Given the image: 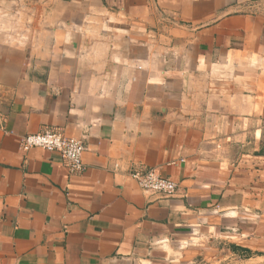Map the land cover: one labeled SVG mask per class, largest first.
Returning <instances> with one entry per match:
<instances>
[{"label": "crops", "instance_id": "0c3cea01", "mask_svg": "<svg viewBox=\"0 0 264 264\" xmlns=\"http://www.w3.org/2000/svg\"><path fill=\"white\" fill-rule=\"evenodd\" d=\"M45 128L83 142L82 173L22 150ZM147 169L176 197L144 193ZM246 217H264V0H0V264L262 261Z\"/></svg>", "mask_w": 264, "mask_h": 264}, {"label": "built area", "instance_id": "2783aa9c", "mask_svg": "<svg viewBox=\"0 0 264 264\" xmlns=\"http://www.w3.org/2000/svg\"><path fill=\"white\" fill-rule=\"evenodd\" d=\"M21 148L24 152L32 149L58 152L71 176L84 171L86 147L81 140L66 136L60 129L45 128L39 133L27 135L21 139ZM131 178L144 193L151 196L171 200L177 195L178 184L162 176L157 169L136 170L131 173Z\"/></svg>", "mask_w": 264, "mask_h": 264}, {"label": "rangeland", "instance_id": "374dc122", "mask_svg": "<svg viewBox=\"0 0 264 264\" xmlns=\"http://www.w3.org/2000/svg\"><path fill=\"white\" fill-rule=\"evenodd\" d=\"M244 220H246L245 226H247L248 228L250 227V228L254 229V227L257 225H264V217H262V218L261 217H246V219H244ZM223 231L226 232L225 229H223ZM224 241L226 242V240H224ZM262 254H264V251ZM196 264H236V263L233 261L226 260V259L225 260L220 259V261H218V262H216V261L214 262L210 259L203 261L200 257V260H198V262ZM239 264H264V260H262V261H254V260L253 261H246V262H242Z\"/></svg>", "mask_w": 264, "mask_h": 264}]
</instances>
